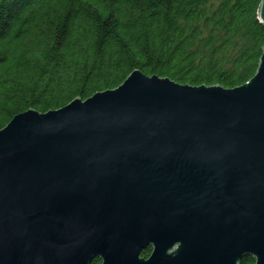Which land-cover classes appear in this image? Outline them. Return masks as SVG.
<instances>
[{"label":"water","instance_id":"obj_1","mask_svg":"<svg viewBox=\"0 0 264 264\" xmlns=\"http://www.w3.org/2000/svg\"><path fill=\"white\" fill-rule=\"evenodd\" d=\"M258 15L264 24V0ZM246 256L264 264V46L233 88L135 69L0 129V264Z\"/></svg>","mask_w":264,"mask_h":264},{"label":"trees","instance_id":"obj_2","mask_svg":"<svg viewBox=\"0 0 264 264\" xmlns=\"http://www.w3.org/2000/svg\"><path fill=\"white\" fill-rule=\"evenodd\" d=\"M260 3L0 0V129L28 109L46 112L116 88L135 69L183 84L239 86L259 66Z\"/></svg>","mask_w":264,"mask_h":264}]
</instances>
